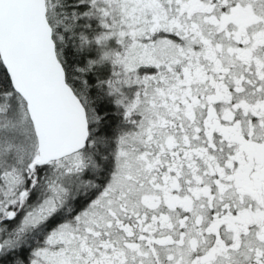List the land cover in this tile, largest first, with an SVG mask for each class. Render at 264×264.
<instances>
[{
    "label": "snow or ice",
    "instance_id": "snow-or-ice-1",
    "mask_svg": "<svg viewBox=\"0 0 264 264\" xmlns=\"http://www.w3.org/2000/svg\"><path fill=\"white\" fill-rule=\"evenodd\" d=\"M0 264H264V0H0Z\"/></svg>",
    "mask_w": 264,
    "mask_h": 264
}]
</instances>
